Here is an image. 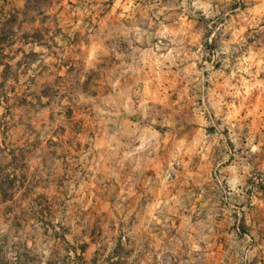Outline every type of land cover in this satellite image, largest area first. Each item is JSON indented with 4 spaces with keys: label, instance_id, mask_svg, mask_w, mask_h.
<instances>
[{
    "label": "rangeland",
    "instance_id": "obj_1",
    "mask_svg": "<svg viewBox=\"0 0 264 264\" xmlns=\"http://www.w3.org/2000/svg\"><path fill=\"white\" fill-rule=\"evenodd\" d=\"M0 264H264V0H0Z\"/></svg>",
    "mask_w": 264,
    "mask_h": 264
},
{
    "label": "trees",
    "instance_id": "obj_2",
    "mask_svg": "<svg viewBox=\"0 0 264 264\" xmlns=\"http://www.w3.org/2000/svg\"><path fill=\"white\" fill-rule=\"evenodd\" d=\"M6 180H7L8 182H11L12 179H11V177H10L9 175H7V176H6Z\"/></svg>",
    "mask_w": 264,
    "mask_h": 264
}]
</instances>
